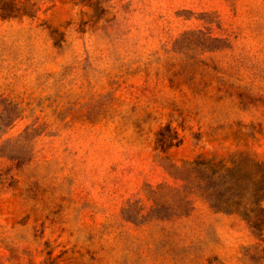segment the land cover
Here are the masks:
<instances>
[{
	"label": "rangeland",
	"instance_id": "374dc122",
	"mask_svg": "<svg viewBox=\"0 0 264 264\" xmlns=\"http://www.w3.org/2000/svg\"><path fill=\"white\" fill-rule=\"evenodd\" d=\"M0 264H264V0H0Z\"/></svg>",
	"mask_w": 264,
	"mask_h": 264
}]
</instances>
